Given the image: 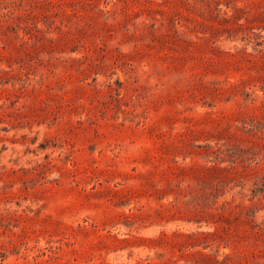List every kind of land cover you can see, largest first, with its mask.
<instances>
[{
  "label": "rangeland",
  "instance_id": "obj_1",
  "mask_svg": "<svg viewBox=\"0 0 264 264\" xmlns=\"http://www.w3.org/2000/svg\"><path fill=\"white\" fill-rule=\"evenodd\" d=\"M0 264H264V0H0Z\"/></svg>",
  "mask_w": 264,
  "mask_h": 264
}]
</instances>
